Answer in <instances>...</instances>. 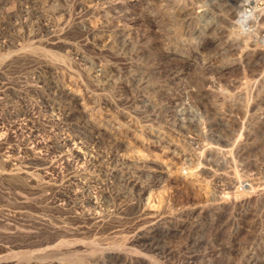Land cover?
<instances>
[{
    "label": "rangeland",
    "instance_id": "1",
    "mask_svg": "<svg viewBox=\"0 0 264 264\" xmlns=\"http://www.w3.org/2000/svg\"><path fill=\"white\" fill-rule=\"evenodd\" d=\"M95 1L102 5L111 2L116 8H106V12L96 15L82 6L91 0H0V118L3 128L0 141L5 139L8 143L4 140L0 145V161L5 154L18 156L16 147L26 143L25 146L30 147L38 138L56 142L71 133L80 135L84 149H94L99 155V160L95 159L85 168L74 162L68 168L59 164L60 171L49 179L43 177L41 163L47 158L55 163V157L45 148L28 151L29 155L20 156V162L15 160L17 165L14 166L0 162V264L33 261L34 264H264V184L263 196H256L259 198L252 195L238 204H226L224 200L219 208L213 205L201 215H192V208L211 201V196L204 192L213 189L217 193L224 185L195 168L189 169L196 174L195 184L190 186L174 178L176 172H183L181 167L172 166L176 174L170 171V177L161 173L159 166L164 162L161 149L150 137L152 132L163 130L182 143L181 134H193L194 130L179 126L180 118L188 120L195 116L206 134L205 142L209 140L208 145L227 148L237 134V146L233 144L230 153L234 164L230 162L217 170L237 173L246 181L259 180L264 165V50L255 55L247 52L239 59L245 46L253 47L256 43L232 39L235 13L226 0H192V8L195 7L191 8L189 23L193 25L183 20L186 27L180 19L183 17L171 18L166 10L154 6L146 7L133 0L92 2ZM202 3L210 14H220L223 18L213 20L205 36L193 38L190 48H178L174 37L179 30H187L188 35L200 25L198 15L205 8H200ZM144 15L149 19L143 20ZM87 25L96 27V32L92 34L86 30ZM261 28H264V20ZM230 41L233 46L228 47ZM51 50L55 56L49 54ZM47 54L49 57L45 56ZM47 61L58 66L52 79L43 66ZM101 65L112 67L107 75L99 74ZM51 80L56 81L53 84ZM72 95H79L78 103ZM67 97H71V101ZM175 98L184 101V115L176 114L172 102ZM233 101L242 104L248 101L252 108L244 114L234 110V114ZM15 106L29 112L27 126L20 127L21 130L19 126L14 130L9 127L8 120L22 119V116H15ZM68 111L71 117L65 115ZM236 120L243 126L236 127ZM93 124L101 126L98 137L92 134ZM122 124L142 133L140 138L147 141L148 146L144 149L127 147L128 136ZM143 129L149 131L147 136L143 135ZM30 131L33 135L37 131L36 139ZM109 134L119 138L120 144L113 142ZM116 144L119 147H115ZM114 152L146 162L141 177L142 184L147 186L146 192L141 194L119 178L117 168L120 165ZM72 171L80 183L64 182ZM240 191H235L236 197L249 195L248 191ZM94 195L97 208L86 201L88 196ZM92 212L98 213L96 219L87 216ZM156 222L160 226L152 229L150 225ZM213 225H221V230L215 231ZM237 225L242 226V230L232 241L231 235ZM163 245L171 247L173 254H165ZM203 253L208 255L202 256ZM113 254L118 258L112 259Z\"/></svg>",
    "mask_w": 264,
    "mask_h": 264
},
{
    "label": "bare ground",
    "instance_id": "2",
    "mask_svg": "<svg viewBox=\"0 0 264 264\" xmlns=\"http://www.w3.org/2000/svg\"><path fill=\"white\" fill-rule=\"evenodd\" d=\"M92 1H94V0H91V2L90 3H86V4H83L82 6H83V8H84V10H86V11H92V12H95V13H97L96 15H98V14H103L104 12H106L107 10H104V9H106V8H109L110 10H113L114 8H116L115 7V5L114 4H112L111 2H109V3H107L106 5H102V3H99V2H97V1H95V2H92ZM133 2L134 3H137V2H140V3H142L143 5H145L146 7H150V6H154V7H156V8H160V10L161 9H164V10H166L167 11V14L168 15H170V17L171 18H177L178 16L179 17H183V18H180V19H182V23H184V26L186 25L187 26V24L189 23V20L192 18H190L189 17V15H190V11H192L191 10V8H192V4H193V1L192 0H133ZM205 2V1H204ZM226 2H228L231 6H232V9H233V11H234V13H235V9L234 8H236L237 6H238V4H239V0H226ZM254 2L255 3H257L258 4V6H260V7H264V1L263 0H254ZM139 3V4H140ZM198 3V2H197ZM200 3V2H199ZM206 3V2H205ZM205 3H202V4H198L199 6H200V8H202L201 6H205V8H203L201 11H200V15H198L196 12V14L198 15V17L200 18V20H199V18H197L200 22H198V23H200V25L198 26V27H195V25H194V27L195 28H193L192 29V31H191V33L190 34H188V35H186V31H182V30H179L178 31V33L176 34V36L174 37V41L173 42H175L174 44H177V45H179V47L178 48H180V49H183V48H190L191 46H192V42H193V38H199V37H203V36H205L206 35V32L209 30V28H211L212 27V23H213V20H215L216 21V19H222L223 18V16L222 17H220L219 15L220 14H218L217 16H214L213 14H210L209 13V10L207 11V9H206V4ZM117 6V5H116ZM215 6V5H214ZM195 6H193V8H194ZM192 8V9H193ZM123 10V9H122ZM196 10H198V9H196ZM196 10H194V11H196ZM163 11V10H162ZM199 11V10H198ZM119 12V11H118ZM225 12V11H224ZM223 12V13H224ZM94 13V14H95ZM117 13V12H116ZM233 13V14H234ZM122 14H124V13H122ZM166 14V13H165ZM166 14V15H167ZM197 15H195L196 17H197ZM225 16V15H224ZM235 16V15H234ZM126 17V16H125ZM232 17V18H231ZM229 16V18H231V19H233L234 17L233 16ZM101 18V17H100ZM120 18H121V16H120ZM148 18V16L147 15H144L143 16V20H146ZM190 18V19H189ZM228 18V19H229ZM116 19V18H115ZM119 19V18H118ZM149 19V18H148ZM168 19V18H167ZM173 19V20H174ZM195 19V18H194ZM225 19V18H224ZM168 20H170V19H168ZM172 20V19H171ZM170 20V21H171ZM172 20V21H173ZM183 20H185L186 22H187V24H185V22H183ZM196 20V19H195ZM197 20V21H198ZM192 21H193V19H192ZM191 21V22H192ZM219 21V20H218ZM224 21V20H223ZM46 22V21H45ZM110 22V21H109ZM125 22V21H124ZM175 22V21H174ZM177 22H179V19H178V21ZM221 22V21H220ZM173 23V22H172ZM176 23V22H175ZM182 23H180V24H182ZM197 23V22H196ZM197 23V24H198ZM120 24V23H119ZM189 24H192V23H189ZM188 24V25H189ZM195 24V23H194ZM38 25V24H37ZM183 25V24H182ZM193 25V24H192ZM29 26V25H28ZM88 27L86 28V30H88L90 33H95L96 31H95V28L96 27H94V26H91V25H87ZM113 26V25H112ZM111 26V27H112ZM176 26V25H175ZM178 26V25H177ZM176 26V27H177ZM185 26V27H186ZM181 27H183V26H181ZM23 28V27H22ZM35 28V27H34ZM37 28V27H36ZM45 28H47V26L45 27ZM178 28V27H177ZM176 28V29H177ZM187 28H189V26L187 27ZM186 28V29H187ZM192 28V27H191ZM190 28V29H191ZM19 29V28H18ZM33 29V28H32ZM51 29V28H50ZM175 29V30H176ZM182 29H184V28H182ZM28 30V29H27ZM46 30V29H45ZM102 30V29H101ZM106 30V29H105ZM185 30V29H184ZM18 31V30H17ZM26 31V30H25ZM177 31V30H176ZM189 31V30H188ZM12 32V31H11ZM35 32V31H34ZM1 33V32H0ZM8 33V32H7ZM25 33V32H24ZM23 33V34H24ZM39 33V32H38ZM176 33V32H175ZM174 33V34H175ZM20 34V33H19ZM18 34V35H19ZM22 34V35H23ZM106 34V33H105ZM192 34V35H191ZM39 35V34H38ZM97 35V34H96ZM102 35V34H101ZM100 35V37H102ZM109 35V34H108ZM124 35H126L127 36V33L126 34H124ZM189 35H191V36H189ZM16 36H17V34L15 35V38H16ZM20 36V35H19ZM41 36V35H40ZM110 36V35H109ZM109 36H107V37H109ZM118 36H120V35H118ZM126 36H124V37H126ZM14 37V36H13ZM18 37V36H17ZM106 37V38H107ZM230 37V36H229ZM1 38V37H0ZM4 38H5V36H4ZM7 38V37H6ZM14 38V39H15ZM93 38V37H92ZM22 39V38H21ZM24 39V38H23ZM30 39V38H29ZM34 39V38H33ZM42 39V38H41ZM40 39V40H41ZM230 39V38H229ZM108 40V39H107ZM126 40V39H125ZM5 41V40H4ZM3 41V42H4ZM42 41V40H41ZM40 41V42H41ZM196 41V40H195ZM11 42H12V40H11ZM15 42V41H14ZM21 42V41H20ZM25 42H27V41H25ZM37 42V41H36ZM44 42H45V40H44ZM46 42H47V40H46ZM49 42V41H48ZM123 42H125V41H123ZM122 42V43H123ZM127 42V41H126ZM235 42V41H234ZM246 42V41H245ZM6 43H8V42H5V44ZM16 43V42H15ZM17 43H18V41H17ZM34 43H35V41H34ZM33 43V44H34ZM50 43V42H49ZM236 43V42H235ZM240 43V42H239ZM248 43V42H247ZM253 43V42H252ZM1 44H3V43H1ZM10 44V43H9ZM13 44V43H12ZM36 44V43H35ZM34 44V45H35ZM44 44V43H43ZM15 45V44H14ZM19 46H24V45H20V43L18 44ZM30 45V44H29ZM37 45V44H36ZM52 45V44H51ZM254 46L253 47H250L249 45V47L247 48L246 46H245V49H242L240 52H241V56H240V58L239 59H242V57L247 53V52H250V54H252V55H255V54H257V53H259V52H262V50H264V48H263V46H257L256 44H253ZM5 46V45H4ZM10 46H11V44H10ZM28 46V45H27ZM31 46V45H30ZM48 46V45H47ZM223 46H224V44H223ZM222 46V47H223ZM227 46L228 47H230V46H233V43L230 41V42H228L227 43ZM239 46V45H238ZM6 47V46H5ZM21 47V48H22ZM43 47H44V45H43ZM42 47V48H43ZM49 47V46H48ZM220 47V46H219ZM15 48V47H14ZM17 48V47H16ZM196 48V50L195 51H197V47H195ZM225 48V47H224ZM5 49V48H4ZM24 49V48H23ZM35 49V48H34ZM34 49H33V51H34ZM45 48H43V50H44ZM239 49V48H238ZM2 50V49H1ZM6 50H7V48H6ZM5 50V51H6ZM18 50V52H20L21 50L20 49H17ZM20 50V51H19ZM27 50V49H26ZM48 50H50V49H48ZM225 50V49H224ZM3 51V50H2ZM1 51V52H2ZM24 51V50H23ZM30 51V50H29ZM37 51V50H36ZM52 51V50H51ZM38 52H40V51H38ZM44 52V51H43ZM47 51H45V53H46ZM54 51H52V53L50 52L49 54H51V56H52V54H54V56H55V53H53ZM264 52V51H263ZM23 53V52H22ZM27 53V52H26ZM26 53H24V55L26 54ZM5 54H6V52H5ZM4 54V55H5ZM18 54V53H17ZM28 54H30V53H28ZM32 54V53H31ZM34 54V53H33ZM74 54V53H73ZM9 55H10V53H9ZM260 55V54H259ZM20 56V55H19ZM35 56V55H34ZM41 56V55H40ZM45 56H48V54L47 55H45ZM50 56V57H51ZM29 57V56H28ZM49 57V56H48ZM0 58H1V56H0ZM26 58V57H25ZM51 58H53V57H51ZM10 59V58H9ZM55 59V58H54ZM56 59H57V55H56ZM55 59V60H56ZM1 60V59H0ZM44 60V59H43ZM46 60H48V59H46ZM185 60V59H184ZM186 61V60H185ZM12 62V61H11ZM53 62H44L43 63V66L45 67V70H47L49 73H50V76H51V79L52 78H54V75L55 74H57V71L58 70H56L57 68H58V66H57V68L55 67V66H53V64H52ZM59 63H61V62H59ZM10 65V64H9ZM42 66V65H41ZM40 67V66H39ZM110 68H112V67H108L107 65H101V67H99V74H101V75H107V72H108V70H110ZM61 70V69H60ZM97 70V69H96ZM112 70V69H111ZM46 72V71H45ZM1 74V73H0ZM43 74V73H42ZM59 75V74H58ZM134 75V74H133ZM42 76V75H41ZM44 76H45V74H44ZM57 76V75H56ZM62 76V75H61ZM96 77V76H95ZM43 78V77H42ZM39 79V78H38ZM44 79H46V78H44ZM49 79V78H48ZM43 80V79H42ZM47 80V79H46ZM45 80V81H46ZM57 80H58V78H57ZM56 80H51V82L50 83H53L54 84V82H55ZM34 82V81H33ZM39 82H41V80L39 81ZM48 83H49V81H48ZM49 83V84H50ZM205 84H206V81L204 82ZM31 84V83H30ZM41 85H42V83H40ZM71 84V83H70ZM29 85V84H28ZM40 85V86H41ZM47 85V84H46ZM45 85V86H46ZM201 85V84H200ZM33 86V85H32ZM39 86V85H38ZM52 86V85H51ZM75 86V85H74ZM212 86V85H211ZM42 87V86H41ZM40 87V88H41ZM54 87H56V86H54ZM37 88V87H36ZM51 88V87H50ZM58 88V87H57ZM60 89H61V87H59ZM73 88V87H72ZM42 89V88H41ZM3 90V89H2ZM8 90V89H7ZM27 90V89H26ZM63 90V89H62ZM197 90V89H196ZM245 90V89H244ZM4 91H6V90H4ZM14 91V90H13ZM15 92V91H14ZM17 92V91H16ZM37 92V91H36ZM64 92V91H63ZM237 92V91H236ZM6 93H7V91H6ZM58 93V92H57ZM234 93V92H233ZM9 94V93H8ZM62 94H64V93H62ZM65 94H67V95H69V93H67V92H65ZM206 94V93H205ZM224 94V93H223ZM243 94V93H242ZM21 95V94H20ZM42 95V94H41ZM60 96H61V92H60V94H59ZM11 96V95H10ZM65 96V95H64ZM79 96V95H78ZM77 95H72L71 97L73 98V100H74V102H76V103H78L79 102V100H80V98L78 97ZM81 96V95H80ZM241 96V95H240ZM16 97V96H15ZM71 97H69V98H71ZM147 97V96H146ZM244 97V96H243ZM17 98V97H16ZM65 98V97H64ZM68 98V97H67ZM68 98V100H70ZM71 98V99H72ZM145 98V97H144ZM218 98V97H217ZM20 99V98H19ZM82 99V98H81ZM236 99V98H235ZM67 100V99H66ZM145 100V99H144ZM71 101V100H70ZM174 101V106H175V108L177 109L176 110V114L177 115H179V116H181V115H184V101L182 102L179 98H175V99H173L172 100V102ZM241 102V101H240ZM240 102H237V101H233V102H231L232 103V109H233V113H234V110L235 111H241L243 114L244 113H247V112H250V110H251V108H252V104L251 103H249L248 101L247 102H245V104H242V103H240ZM11 103V102H10ZM72 103V102H71ZM146 103H148V100H147V102ZM169 103V102H168ZM9 104V103H8ZM74 104V103H73ZM151 104V103H150ZM186 104V103H185ZM217 104V103H216ZM10 105V104H9ZM26 105V104H25ZM71 105V104H70ZM78 105V104H77ZM152 105V104H151ZM153 106V105H152ZM220 106V105H219ZM15 107H17V109H15V110H13L14 111V114H15V116L16 117H19V116H22V119H18L17 118V120H15V118H14V121H12V119H11V121H9L8 120V122H9V127H11L13 130H14V128H18V126H19V128L18 129H20V127H26L27 126V123L25 122V121H27L29 118H27V116L29 115V112H28V110H26V108L24 109V108H19L18 106H15ZM24 107V106H23ZM155 107V106H154ZM8 108V107H7ZM13 108V107H12ZM71 109V108H70ZM159 109H161V107L159 108ZM158 109V110H159ZM225 109V108H224ZM163 110H165V109H163ZM11 111V110H10ZM9 112V111H8ZM84 112V114H85V116H86V111H83ZM164 112V111H163ZM188 112H190V111H188ZM13 113V112H12ZM108 114V113H107ZM186 114V113H185ZM189 114V113H188ZM235 114V113H234ZM237 114V113H236ZM13 115V114H12ZM65 115H67V116H70L71 115V111H68ZM64 115V116H65ZM66 116V117H67ZM11 117V116H10ZM14 117V116H13ZM29 117V116H28ZM71 117V116H70ZM195 117V116H194ZM193 117V119L192 118H189L188 120L186 119V120H184V117H182L181 116V118H180V121H179V126H181L182 128H184V129H190V128H193V130H194V133L193 134H187V133H184V134H181V136H182V138H183V140H182V143L181 142H179V139L178 140H176L175 138H170V136H169V134H167V133H165L163 130L161 131V130H156L155 132H152L151 130V135H150V137L152 136L153 138L152 139H154L153 141H154V144L155 145H157L160 149H161V156H162V158H163V160H164V162H163V164L161 165V166H159V169L160 168H162L161 169V173H165L168 177H170V174L173 172L172 170H171V168H172V166H175V167H181L182 168V170H183V172H181L180 171V173H178V172H176V173H174V174H176V176L174 177L178 182H180V183H182V184H188L189 186H190V184H195V181H196V178H195V176H196V174L194 173L195 172V170L194 171H189V169L191 168H195L196 169V171H198L199 169H200V171L201 172H205L204 174L205 175H210V177L212 178V180H214L215 182H221L223 185H224V188L223 189H225L226 191H224L221 187V189H219V191L216 193H214L211 189V191H206V192H204V194L206 193L208 196H211L210 198H209V201H208V199H207V201L209 202V203H207V204H204V205H201L200 207H194V208H192V210L190 211V213L192 214V215H201L203 212H205L206 210H208V208H210V207H212L213 205H215L217 208H219L220 207V204L219 203H221V202H223L224 203V200H225V202H226V204H235V203H239V202H241V201H245V200H248L249 198H251V196L252 195H255V197L256 196H263V184H264V165H262V176H261V178L258 180L257 179V181H255V180H253V179H249V181H246V180H244V179H240L239 178V176H237L238 174L237 173H233V174H230V173H232V172H230V173H228V171H226L225 172V170L224 171H218L217 169H219L220 167H227V164H229L230 162H233L231 159H233V158H231V151H232V145L234 144L235 145V143H237V140H238V137H237V134H236V136H235V138H234V141L233 140H230V141H232L231 143H230V141H229V143L230 144H228L229 146L227 147V148H224V146L223 147H217V146H212V145H208L207 143H208V141H207V143L205 142V140H206V134H205V132H204V130H202L201 129V127H200V123H199V121L197 120L198 118H196V120H195V118ZM198 117V116H197ZM241 117V116H240ZM3 118V117H2ZM21 118V117H20ZM31 118V117H30ZM233 118V117H232ZM65 119V118H64ZM69 119V118H68ZM71 119V118H70ZM68 120V121H71V120ZM107 119V118H106ZM221 119V118H220ZM228 119V118H227ZM237 119V118H236ZM109 120V119H108ZM219 120V119H218ZM239 120V119H238ZM238 120H236L238 123H237V125H235L236 127L237 126H239V125H242V122L241 121H238ZM2 121H5V119L3 120L2 119ZM10 122H11V124H10ZM65 122H66V120H65ZM215 122V121H214ZM224 122V121H223ZM223 122H222V124H223ZM247 122V121H246ZM28 123H29V121H28ZM32 123V122H31ZM225 123V122H224ZM239 123H241V124H239ZM33 125H34V123H33ZM36 125V124H35ZM38 125V124H37ZM123 125V124H122ZM226 125V124H225ZM5 126H7L6 124H5ZM5 126H3L4 128H5ZM29 126V125H28ZM123 126H125L126 128H124L125 130H126V132H125V135H127L128 137V140H127V144H126V146L127 147H130V146H137V147H140V148H143L144 149V147H146V146H148V143H147V141L145 142L144 140H141V138H140V136H142V135H140V134H142V133H137L138 131L137 130H133V129H131L130 127H127L126 125H123ZM129 126V125H128ZM243 126V125H242ZM9 127H7L8 129H11V128H9ZM30 127V126H29ZM32 127V126H31ZM122 127V126H121ZM241 127V126H240ZM246 127V126H245ZM38 128V127H37ZM91 128H93L92 129V134H93V136L94 137H98V135H100L99 134V132H100V130H101V126H98V125H91ZM143 128V127H142ZM147 128V127H146ZM181 128V129H182ZM225 128V127H224ZM3 128H2V124H1V118H0V132H1V130H2ZM26 128H24V130H25ZM29 129V128H28ZM43 129V128H42ZM119 129H120V126H119ZM141 129V128H140ZM159 129V128H158ZM161 129V128H160ZM210 129V128H209ZM211 129H213V128H211ZM245 129V128H244ZM255 129V128H254ZM21 130V129H20ZM23 130V129H22ZM30 130V129H29ZM32 130V129H31ZM216 130V129H215ZM34 131V130H33ZM42 131V130H41ZM45 131V130H44ZM210 131H212V130H210ZM3 132H5V131H3ZM32 131H30V133H31ZM35 132H37V131H35ZM35 132H34V135H33V132H32V138L33 139H36V135H35ZM47 132V131H46ZM109 132V131H108ZM112 132V131H111ZM141 132V131H140ZM143 135H145V136H147L146 134H147V132H149L148 130H144L143 129ZM185 132V131H184ZM232 132V131H231ZM230 132V133H231ZM6 133V132H5ZM5 133H4V135H5ZM44 133V132H43ZM74 133V132H73ZM101 133V132H100ZM177 133H179V132H177ZM183 133V132H182ZM235 133V132H234ZM1 134V133H0ZM6 134H8V133H6ZM38 134V133H37ZM41 134V133H40ZM72 134V133H71ZM69 135V136H66V137H61L60 139H56L57 141L56 142H53V140H51L50 141V139H49V141H40V140H35L34 142H33V144L32 143H30V147H27V146H25V145H27V143L26 144H24V143H22V141L20 142V143H22V144H24V146H18V147H16L15 148V152L17 153V155L18 156H13L12 154L11 155H8V154H5L4 156H5V158L3 159V160H1L0 162H2L3 161V163L5 164V165H11V164H13V165H11V166H14V162H15V160H17L18 161V159L20 160L21 159V157L23 156V154H26L28 151H30V150H33V149H36V150H38V148H45L46 149V151H49L48 153H52V154H54V157H55V163L53 162H49V161H47L48 160V158H47V160H45V161H43V163H41L43 166L41 167V169L40 170H42L43 172V177H45V178H50L49 176L50 175H52V174H57L60 170H59V164H64L65 166H67V168L71 165V162H74V163H77V164H79V166L80 167H83V168H85V167H87L88 165H91L92 164V161L94 162V160L95 159H98L97 157L99 156L98 155V152L96 151V150H94V149H92V150H88V149H84L83 147H82V145H84V144H81V142L79 141V139H80V135H78V134H72V135ZM226 134V133H225ZM233 134V133H232ZM2 135H3V133H2ZM1 135V136H2ZM43 135V134H42ZM49 135V134H48ZM52 135V134H51ZM62 135V134H61ZM61 135H59V136H61ZM110 135V134H109ZM124 135V136H125ZM171 135V134H170ZM212 135V134H211ZM0 136V137H1ZM44 136V135H43ZM46 137H47V139H48V136L47 135H45ZM44 136V137H45ZM55 136V135H54ZM57 137H58V135H56ZM65 136V135H64ZM110 136H112V135H110ZM115 136V135H114ZM216 136V135H215ZM24 137H25V135H24ZM23 137V138H24ZM28 137H29V135H28ZM39 137V136H38ZM42 137V136H41ZM113 137V136H112ZM220 137V136H219ZM247 137V136H246ZM27 138V137H26ZM126 138V137H125ZM124 138V139H125ZM182 138H180V139H182ZM228 138V137H227ZM41 139V138H40ZM45 139V138H44ZM54 139V138H53ZM82 139V138H81ZM98 139V138H97ZM226 139V138H225ZM5 140V139H4ZM3 140V141H4ZM21 140H23V139H21ZM110 140V139H109ZM112 140H113V142H116V143H119L120 144V139L119 138H116V137H113L112 138ZM245 140V139H244ZM3 141H0V145H3L2 143H4ZM28 141V140H27ZM30 141V140H29ZM108 141V140H107ZM240 141V140H239ZM5 142H6V140H5ZM9 142V141H8ZM24 142H25V140H24ZM111 142V141H110ZM213 142V141H212ZM241 142V141H240ZM239 142V143H240ZM7 143V142H6ZM83 143V142H82ZM125 143H126V140H125ZM209 143H211V142H209ZM238 143V144H239ZM8 144V143H7ZM14 144V143H13ZM18 144V143H17ZM122 144V143H121ZM6 144H4V146H5ZM117 145L118 144H116V146L115 147H117ZM225 145V144H224ZM233 145V146H234ZM245 145V144H244ZM3 146V147H4ZM11 146V145H10ZM9 145H8V147H10ZM13 146V145H12ZM12 146H11V148H12ZM121 146V145H120ZM123 146V145H122ZM237 145H235V147H236ZM86 147V146H85ZM118 147H119V145H118ZM4 148H6V147H4ZM90 148V147H89ZM7 149H9V148H7ZM118 149V148H117ZM116 148H115V150H117ZM237 149V148H236ZM5 150V149H4ZM41 150V149H40ZM6 151V150H5ZM1 152V151H0ZM2 152H4V151H2ZM6 152H9V151H6ZM10 152H11V150H10ZM35 152V151H34ZM123 152V151H122ZM115 153V156H116V160H117V163L120 165V167H118L117 168V174H119V178H121V180L122 181H124L125 182V184H128V185H130L132 188H135V189H138V191L141 193V194H143L144 192H146V190H147V186L146 185H143L142 184V180H141V177H143L144 176V171H145V166L147 165L146 164V162H144V160L143 159H141V158H139V157H132V156H126V153L125 154H123V153H116V152H114ZM234 153H235V151H234ZM233 153V154H234ZM1 154V153H0ZM2 154H4V153H2ZM10 154V153H9ZM28 154V153H27ZM144 154V153H143ZM29 155V154H28ZM21 156V157H20ZM25 156H27V155H25ZM38 156V155H37ZM44 156V155H43ZM111 156V155H110ZM20 157V158H19ZM28 157V156H27ZM46 157V156H45ZM114 157V156H113ZM112 157V158H113ZM238 157V156H237ZM23 158V157H22ZM42 158H44V157H42ZM53 158V157H52ZM111 158V159H112ZM1 159V158H0ZM35 159H37V158H35ZM46 159V158H45ZM54 159V158H53ZM26 160V159H25ZM44 160V159H43ZM52 160V159H51ZM99 160V159H98ZM115 160V159H114ZM211 160V161H210ZM263 160V159H262ZM16 161V162H17ZM22 161H24V160H22ZM38 161V160H37ZM41 161V160H40ZM235 161V160H234ZM18 162H20V161H18ZM24 162H28L27 160L26 161H24ZM98 162V161H97ZM241 162V161H240ZM39 163V162H38ZM237 163V162H236ZM19 164V163H18ZM30 164V163H29ZM94 164V163H93ZM232 164V163H231ZM233 164H234V162H233ZM15 165H17V164H15ZM95 165V164H94ZM210 165H214L215 167H216V169L214 168V169H212V167L210 166ZM31 166V165H30ZM41 166V165H40ZM116 166H118V165H116ZM9 167V166H8ZM93 167V166H92ZM242 167V166H241ZM38 168V167H37ZM90 168H91V166H90ZM115 168V167H114ZM165 168V169H164ZM235 168H237V167H235ZM245 168V167H244ZM251 168V167H250ZM12 169V168H11ZM15 169H17V167L15 168ZM76 169V168H75ZM178 169V168H177ZM221 169V168H220ZM228 169V168H227ZM1 170V169H0ZM10 170V169H9ZM8 170V171H9ZM38 170V169H37ZM61 170H62V168H61ZM83 170V169H82ZM222 170V169H221ZM235 170V169H234ZM6 171V170H5ZM7 171V172H8ZM13 171V170H12ZM15 171V170H14ZM13 171V172H14ZM75 171V170H74ZM116 171V170H115ZM170 171H172V172H170ZM39 172H41V171H39ZM200 172V173H201ZM1 173H2V171H1ZM1 173H0V175H1ZM6 172H4L3 174H5ZM9 173H11V171L9 172ZM17 173H18V169H17ZM197 173V172H196ZM200 173H198V174H200ZM6 174H8V173H6ZM14 174L15 173H13V176H14ZM79 174V173H78ZM164 174V175H165ZM198 174H197V176H198ZM202 174V173H201ZM237 174V175H236ZM260 174V173H259ZM203 175V174H202ZM208 175V176H209ZM3 176V175H2ZM7 176V175H6ZM10 176H11V174H10ZM38 176V175H37ZM57 176V175H56ZM161 176V175H160ZM249 176V175H248ZM9 177V176H8ZM12 177V176H11ZM17 177V176H16ZM67 177V176H66ZM92 177V176H91ZM206 177V176H205ZM204 177V178H205ZM241 177V176H240ZM64 178V177H63ZM96 178V177H95ZM118 178V179H119ZM251 178V177H250ZM32 179V178H31ZM35 179V178H34ZM76 179H78V177H77V174H75V172H71L69 175H68V177H67V181H64V182H68V184L70 185V184H72L73 183V185H75L74 183H75V181H76ZM170 179V178H169ZM206 179V178H205ZM16 180V179H15ZM65 180V179H64ZM207 180V179H206ZM38 181V180H37ZM94 181V180H93ZM142 181V182H141ZM146 181V180H145ZM201 181V180H200ZM48 182V181H47ZM79 182V181H78ZM78 182L76 181V184H78ZM199 182V181H198ZM208 182H210V181H208ZM212 182V181H211ZM214 182V184H216ZM80 183V182H79ZM82 183V182H81ZM84 183V182H83ZM207 183V182H206ZM82 185V187H83V184H81ZM209 185H210V183H209ZM211 186V185H210ZM129 187V186H128ZM205 187V186H204ZM76 188V187H75ZM206 189V188H205ZM209 189V188H208ZM216 189V188H215ZM238 189H240L241 191H248L249 193V195H240V193L238 192V194L240 195V196H238V197H236L235 196V191L237 190L238 191ZM201 190V189H200ZM207 190V189H206ZM221 190V191H220ZM199 191V190H198ZM216 191H217V189H216ZM240 191V192H241ZM245 193V192H244ZM63 194V193H62ZM70 194V193H69ZM72 194H74L75 195V193L73 192ZM71 194V195H72ZM238 194H236V195H238ZM64 196V195H63ZM207 196V197H208ZM72 197V196H71ZM205 197V200H206V196H204ZM256 198H259V197H256ZM255 198V199H256ZM63 199V198H62ZM85 199V198H84ZM76 200V199H75ZM97 199H96V197H95V195L94 196H88L87 198H86V201L90 204V205H93V207L96 205V203L98 202V201H96ZM204 200V201H205ZM77 201V200H76ZM100 201V200H99ZM203 201V202H204ZM250 201V200H249ZM228 202V203H227ZM248 202V201H247ZM99 205V204H98ZM240 205V204H239ZM97 206V205H96ZM95 206V207H96ZM88 207V206H87ZM75 208H76V205H75ZM97 208V207H96ZM219 210V209H218ZM244 210V209H243ZM80 211V210H79ZM91 211V210H90ZM141 211V210H140ZM173 211V210H172ZM145 212V211H144ZM143 212V214H145ZM171 212V211H170ZM241 212V211H240ZM97 212H92V213H88L89 215H87V216H90V217H92V218H94V219H96L97 218V214H96ZM142 213V212H141ZM169 213V212H168ZM176 213V212H175ZM101 214V213H100ZM153 214V213H152ZM142 215V214H141ZM159 215V214H158ZM158 215H157V217H158ZM163 215V214H162ZM86 216V215H85ZM149 216V215H148ZM168 215H166V217H167ZM168 218V217H167ZM169 218H172V219H174V217H172V216H170ZM168 218V219H169ZM180 218V217H179ZM151 219V218H150ZM158 219V218H157ZM171 219V220H172ZM104 220V219H103ZM143 220V219H142ZM153 220V219H152ZM159 220V219H158ZM149 221V220H148ZM163 221V220H162ZM101 224V223H100ZM211 224V223H210ZM102 225V224H101ZM96 226V225H95ZM160 226V224H159V222H156V223H153V224H151L150 225V227L152 228V229H154V228H158ZM214 226V225H213ZM238 226V225H237ZM246 226V225H245ZM184 227V226H183ZM236 227V226H235ZM210 228V227H209ZM214 230L215 231H220L221 230V225H215L214 227ZM245 229V228H244ZM213 230V229H212ZM213 230V231H214ZM242 230V226H238L235 230H234V233L231 235V240L232 241H234L235 240V238H236V236H237V234L240 232ZM141 232V231H140ZM149 233V232H148ZM135 236H137V235H135ZM133 237V236H132ZM138 237H139V235H138ZM134 239H136V238H134ZM133 239V240H134ZM138 239V238H137ZM131 241V240H130ZM200 242V241H199ZM197 243V242H196ZM195 243V244H196ZM164 249H163V248ZM162 247H160V249L162 248L163 249V251H164V253L165 254H169V253H172V252H170L171 250H170V248L171 247H169V246H165V245H163ZM156 248V247H155ZM7 251V250H6ZM162 251V252H163ZM251 251V250H250ZM5 253V252H4ZM14 253H16V252H14ZM25 253V252H24ZM26 253H28V252H26ZM252 253V252H251ZM17 254V253H16ZM18 254H20V253H18ZM173 254V253H172ZM202 256H207L208 255V253H203V254H201ZM110 256V255H109ZM113 256V258L112 259H114V258H118V255H116V254H113V255H111V257ZM201 256V257H202ZM4 258V257H3ZM126 259H128V258H126ZM256 259V258H255ZM124 260V259H123ZM130 261V260H129ZM128 261V262H129ZM18 262V261H17ZM44 262V261H43ZM12 263H13V261H12ZM16 263V262H15ZM19 263V262H18ZM26 263H28V262H26ZM49 263V262H48ZM47 263V264H48ZM127 263V262H126ZM28 264H34V261H33V263H28ZM36 264V263H35Z\"/></svg>",
    "mask_w": 264,
    "mask_h": 264
},
{
    "label": "clouds",
    "instance_id": "3",
    "mask_svg": "<svg viewBox=\"0 0 264 264\" xmlns=\"http://www.w3.org/2000/svg\"><path fill=\"white\" fill-rule=\"evenodd\" d=\"M232 21V39L235 41H251L264 46V7L258 6L254 0H239Z\"/></svg>",
    "mask_w": 264,
    "mask_h": 264
}]
</instances>
